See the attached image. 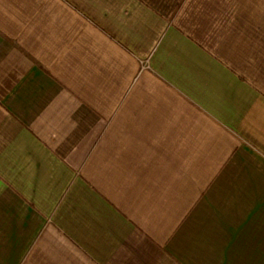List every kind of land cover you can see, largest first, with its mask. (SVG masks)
Segmentation results:
<instances>
[{
	"label": "crops",
	"instance_id": "crops-1",
	"mask_svg": "<svg viewBox=\"0 0 264 264\" xmlns=\"http://www.w3.org/2000/svg\"><path fill=\"white\" fill-rule=\"evenodd\" d=\"M0 264H264V0H0Z\"/></svg>",
	"mask_w": 264,
	"mask_h": 264
}]
</instances>
